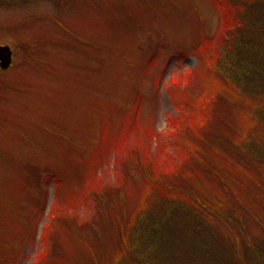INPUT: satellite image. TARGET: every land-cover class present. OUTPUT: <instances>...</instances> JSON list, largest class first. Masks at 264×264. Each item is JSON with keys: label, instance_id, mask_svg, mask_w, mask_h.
<instances>
[{"label": "rangeland", "instance_id": "374dc122", "mask_svg": "<svg viewBox=\"0 0 264 264\" xmlns=\"http://www.w3.org/2000/svg\"><path fill=\"white\" fill-rule=\"evenodd\" d=\"M219 1L0 0L13 53L0 72V264L108 262L113 221L162 196L144 174L189 156L195 122L171 120L204 89ZM229 107L216 108L219 130Z\"/></svg>", "mask_w": 264, "mask_h": 264}, {"label": "trees", "instance_id": "16d2710c", "mask_svg": "<svg viewBox=\"0 0 264 264\" xmlns=\"http://www.w3.org/2000/svg\"><path fill=\"white\" fill-rule=\"evenodd\" d=\"M219 7L218 52L197 68L204 89L171 120L174 127L195 122L186 130L194 138L189 156L144 174V186L159 188L161 198L140 205L132 221H113L116 252L107 262L91 251L89 264H264V0H220ZM222 102L231 118L219 130ZM56 208L61 227L84 246L77 222Z\"/></svg>", "mask_w": 264, "mask_h": 264}, {"label": "water", "instance_id": "95a60500", "mask_svg": "<svg viewBox=\"0 0 264 264\" xmlns=\"http://www.w3.org/2000/svg\"><path fill=\"white\" fill-rule=\"evenodd\" d=\"M12 61V51L9 46H0V71L6 70Z\"/></svg>", "mask_w": 264, "mask_h": 264}]
</instances>
